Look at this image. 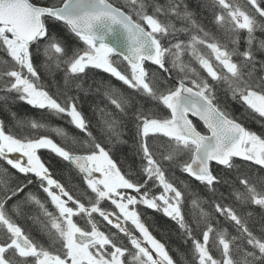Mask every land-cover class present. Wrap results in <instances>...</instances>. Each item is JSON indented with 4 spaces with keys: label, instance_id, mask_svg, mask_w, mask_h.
Segmentation results:
<instances>
[{
    "label": "snow or ice",
    "instance_id": "6c2138e0",
    "mask_svg": "<svg viewBox=\"0 0 264 264\" xmlns=\"http://www.w3.org/2000/svg\"><path fill=\"white\" fill-rule=\"evenodd\" d=\"M0 54V110L15 129L0 120V161L24 177L0 166V264H187L138 205L173 222L191 264H264V133L243 123L264 122V0H0ZM20 102L71 131L19 118ZM123 147L135 173L114 158ZM40 149L86 187L55 179ZM176 168L195 186L169 180ZM33 183L45 201L26 191Z\"/></svg>",
    "mask_w": 264,
    "mask_h": 264
},
{
    "label": "trees",
    "instance_id": "16d2710c",
    "mask_svg": "<svg viewBox=\"0 0 264 264\" xmlns=\"http://www.w3.org/2000/svg\"><path fill=\"white\" fill-rule=\"evenodd\" d=\"M205 24H208V21H205ZM259 35V34H258ZM2 55V54H0ZM150 67H154L149 65ZM196 66V65H193ZM93 72L100 73V70H93ZM92 73H90L91 75ZM105 78H107V74H102ZM91 99L85 100L83 103V108L85 111V115L88 116L89 118L92 119V123L95 124V119L92 118V113H91ZM230 106L234 112V114L239 115L243 109H241L238 105L231 103ZM11 111L16 112L17 116L19 118H36L39 120H42V122H45L49 124L51 127H65L69 128L67 125L66 121L61 120L58 117L55 116H49L47 113L42 112L39 109H35L32 106L27 105L24 102H20L16 105H13L11 108ZM0 120H3L5 123V126L7 128H12L14 131L15 129L13 128L14 121L11 120L10 118V113L4 110H0ZM194 122H197L194 120ZM245 127H247L249 130L256 132L257 134L264 133V122H259L255 119H247L243 121ZM202 128V125H201ZM71 131V129L69 128ZM41 134H46V133H41ZM52 135V137L60 143L61 140L59 137L55 135V133H48ZM37 154L41 157V159L50 166V169L52 171L53 177L55 179L60 180L62 183L66 185L67 188H69L70 191H72L74 194H79L80 191L83 190L86 186L83 185L82 183V177L77 174V173H72L71 176L69 174L68 166L65 164L60 163L59 158L55 157L53 153L50 152V150L47 149H40L38 150ZM118 164L122 167V169L128 173L131 171L132 173H135L137 171L139 161H135V167H130L133 165V159L131 156L130 151L127 149V147H123L122 150L117 151L114 157ZM0 166L3 167H8L9 171L14 173L16 176H18L21 180L24 179V177L20 176L19 173H16L14 169H11L10 166H7L3 161H0ZM214 171L219 172V167L215 164L212 165ZM174 172V174H173ZM167 177L169 180H174V181H185L188 182L189 184L195 186L196 182L192 181L187 175L182 174L178 168L173 169L172 171H169L167 173ZM29 179H33V177L29 176ZM133 179L136 178L135 175L132 176ZM148 189L150 190L151 195H159L160 193L163 192V188L159 187L158 185L155 184H149ZM26 191H31L39 196V198L42 201H45L46 199V194L42 192V190L39 189L38 184L33 183L28 186ZM129 194H134L131 192V190H128ZM222 191L225 192V195H227V189H222ZM203 196V193H202ZM231 202V201H228ZM103 203V206L106 209H109V203ZM47 205L49 208V211L55 212L54 206L51 205L50 200L47 201ZM114 207V206H112ZM205 211L209 213H213V209L205 204L204 205ZM33 215L38 213V209L33 208L30 210ZM137 211L140 212L141 214V219L142 221L146 224V226L149 227V230L152 232L154 236H156L157 239H160L162 242L168 246L170 254L174 257V259L180 261L181 258L183 257L184 260L187 262V264H191L192 260V255L190 252V242L188 244H185L184 240L181 239L178 234H177V229L173 222L168 220L166 217L163 216L162 212H157L151 209H147L143 205H138L137 206ZM184 211L186 214V217L189 221L192 219V212L193 210L191 209L190 205L186 204L184 207ZM198 214V210H197ZM16 219V222L20 225V227L24 230V232L30 236H32L35 239H40V234H39V229L38 227L33 223L31 219H28L26 217H14ZM75 221L81 226L85 227L86 226V221L87 218H81V217H75ZM213 221H215L216 217L215 214L213 213L212 215ZM129 227L131 228V224L129 223ZM220 227H227L229 228V231H232V228L230 225H228L223 218H220ZM193 228L195 230V224H193ZM138 235V233H136ZM194 234L198 233L194 231ZM2 238V236H0ZM218 255V253H216Z\"/></svg>",
    "mask_w": 264,
    "mask_h": 264
},
{
    "label": "rangeland",
    "instance_id": "374dc122",
    "mask_svg": "<svg viewBox=\"0 0 264 264\" xmlns=\"http://www.w3.org/2000/svg\"><path fill=\"white\" fill-rule=\"evenodd\" d=\"M12 156H14V157H16V158H19V156H20V154H18V153H14V154H11ZM26 159V158H25ZM95 175H99V174H95Z\"/></svg>",
    "mask_w": 264,
    "mask_h": 264
},
{
    "label": "water",
    "instance_id": "95a60500",
    "mask_svg": "<svg viewBox=\"0 0 264 264\" xmlns=\"http://www.w3.org/2000/svg\"><path fill=\"white\" fill-rule=\"evenodd\" d=\"M193 118H195V117H193ZM196 119V118H195Z\"/></svg>",
    "mask_w": 264,
    "mask_h": 264
}]
</instances>
